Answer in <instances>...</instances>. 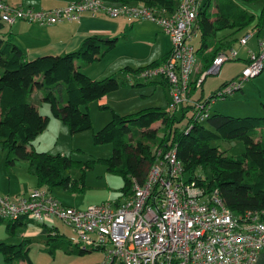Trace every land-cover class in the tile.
<instances>
[{"label":"trees","instance_id":"obj_1","mask_svg":"<svg viewBox=\"0 0 264 264\" xmlns=\"http://www.w3.org/2000/svg\"><path fill=\"white\" fill-rule=\"evenodd\" d=\"M106 1L166 9L167 12H171L176 6V0ZM241 1L264 2V0ZM214 4V13H210L205 5L202 6L192 27V32L199 33V45L195 47L197 55L199 54L197 60L200 62L198 76L210 68L218 53L229 52L232 42L237 40V33L249 26L253 20L252 16L230 0H215ZM263 17L264 8L258 27L254 29L258 37L261 34ZM1 24L4 23L0 21V28ZM116 43L117 39L93 37L84 40L77 50L64 55L27 60L17 45L9 39H0V143L7 149L6 164H13L15 160L22 159L34 165L32 167V173L36 178L34 188H44L52 195L50 192L54 187H63L75 192L77 186L70 181L69 176L61 177V171L67 170L71 165L68 158L35 152L32 148V140L45 130L50 115H41L29 101L30 94L35 89L39 90L51 114L67 123L71 133L90 129L92 124L90 115L81 111L79 105L98 100L107 93L117 90L119 82L113 75L94 80L79 70L75 61L97 60L102 56L104 46L110 49ZM169 54L170 51L158 63L135 70L128 68L126 74H138L143 69L160 65ZM249 61L248 57L246 64ZM208 75L210 74L205 75L202 84ZM229 83L221 84L211 99ZM166 84L169 88L167 81ZM190 109L191 106L188 104L181 108L180 118L188 112L190 118L178 135L173 132V127L179 121V117H176L175 112L168 113L164 108L158 107L145 108L123 116L114 112L112 119L94 132V143H112L113 153L108 160L107 169L123 177L124 185L121 192L125 197L128 196L131 177L139 180L144 177L146 167L154 160L153 146L166 149L175 147L189 179H195L209 189H217L225 206L235 215H242L246 211L258 212L259 219L264 222V138H258L259 133L264 137V117H233L212 112L204 121L208 125L207 128L202 122L191 118ZM156 122H160L162 127L153 129L151 125ZM158 132H162V135L158 136ZM215 138L242 139L245 144L244 154L237 158L228 157L218 147L210 145V141ZM6 221L9 228L15 227L17 223L31 222L22 219ZM41 225L46 228L47 238L59 237L54 222L52 226L45 223ZM64 244L65 249L71 245L69 241ZM27 245L28 241L18 245L0 243V252L8 261L27 260ZM74 245L73 250L76 253L98 250L83 249L77 243Z\"/></svg>","mask_w":264,"mask_h":264},{"label":"built area","instance_id":"obj_2","mask_svg":"<svg viewBox=\"0 0 264 264\" xmlns=\"http://www.w3.org/2000/svg\"><path fill=\"white\" fill-rule=\"evenodd\" d=\"M202 6L203 0H176L174 9L167 12L104 0H71L64 7L35 11L0 0V21L53 26L78 22L88 14L156 23L171 40L170 54L162 64L143 69L139 75L148 79L160 76L168 82V113L188 104L191 118L204 122L214 99L227 98L241 89L244 80L264 69V40L258 53H250L238 80L205 102L192 99V87L201 86L206 74L217 73L223 62L237 55L233 49L218 53L210 68L194 78L197 55L190 38ZM251 36L240 39V44L245 45ZM53 218L72 228L80 248L101 250L104 261L100 264H252L264 250V222L259 213H232L217 189L188 178L175 147L155 149L144 177H131L130 194L119 202L77 209L66 206L44 188H33L21 196L0 193V219L52 226Z\"/></svg>","mask_w":264,"mask_h":264},{"label":"rangeland","instance_id":"obj_3","mask_svg":"<svg viewBox=\"0 0 264 264\" xmlns=\"http://www.w3.org/2000/svg\"><path fill=\"white\" fill-rule=\"evenodd\" d=\"M230 1L246 11L248 15L253 17V20L249 23V26L237 33V40H234L231 44V49L237 52L236 57L225 61L217 73L208 75L201 85L202 87L191 88V98L194 100L205 102L217 92L221 84L238 80L242 70L247 65L244 60L250 56L251 52L258 53L260 49L259 43L264 40V17L259 37L254 30L258 27L264 2L245 3L241 0ZM214 3L215 0H210L209 11L211 12L214 10ZM135 24L137 25L134 28V37H131L130 27L127 25L125 28L126 32L118 35L119 42H122V40H133L134 42L135 40H145V42L150 44L152 39H154L157 27L151 24L149 20H140ZM13 30V25L4 23V27L0 28V39ZM250 33L253 35L248 39L247 44L241 45L239 40ZM198 38L199 34L196 32L195 37L190 40L196 48L199 45ZM5 39H7V36H5ZM106 39L114 40L117 38ZM120 45L110 49L104 46L102 48V56L92 62H84L80 59L75 61L79 70L84 72L82 66L84 68L87 67L91 74L96 76L93 78L87 74L90 78L100 80L113 75L116 76L119 87H121L118 90L109 92L105 104L104 100L98 99L79 105L81 111L88 112L90 115L92 122L90 129L71 133L67 123L51 114L48 104L42 102L39 94L33 92L30 96L31 102L39 105L41 113H49L50 115L45 130L32 140V148L35 152H42L51 156L60 155L71 161L69 168L61 171V177L69 176L70 181L77 186L76 191L72 192L71 189H64L63 187H54L52 190L55 196L60 197L68 204H73L77 209H85L90 205L105 201H114V199L120 198L123 193L121 192V187L124 185L123 177L107 169L108 160L113 153L112 143H94V132L100 130L109 122L114 112L128 115L149 107L165 109L167 101L170 99L167 87L160 83L131 87V82H136V80L140 81L139 83H145V81L150 80L142 78L139 73L138 75L131 73L135 76L128 78L124 69L120 70L119 67H113L111 63L113 59H120L121 55L128 51L133 56L132 64H139L136 59L144 55L146 51L145 45L140 41L136 43L134 48L128 47L125 43ZM111 67L113 69H110ZM136 68L134 67L133 70ZM198 71L199 66L194 72V78L197 77ZM101 105L107 106L101 107ZM210 110L211 112L233 117H264V69L258 75L244 80L241 89L234 91L227 98L214 99V102L210 104ZM175 113L176 117H179V121L174 124L173 132L178 135L188 124L190 113L188 112L183 118H180L181 106ZM202 123L208 128L205 122ZM152 126L153 129H157L162 127V124L158 122V124L155 125L154 123ZM159 135H162V132H158ZM258 138L264 137H261V133H259ZM133 139L131 136L132 143H134ZM210 145L218 147L220 151L231 158L241 157L245 152V144L242 139L223 140L215 138L210 141ZM152 148L154 151L157 149L156 146ZM6 151L7 149L3 148L0 143V193H8L12 197L14 194H18L17 190L21 188L20 184H22V187L27 188L26 186H31L35 183L36 178L32 173L34 165L29 164L26 160L17 159L13 164H6ZM148 168L146 167V172ZM55 223L60 230L59 232L63 233L65 237L62 235L47 239L36 237L26 246L28 259L26 261L16 260L9 264H100L104 261V254L101 250L76 253L74 250L68 251L65 249L63 240L67 239L69 241L71 239L75 242V233L64 222L56 220ZM0 237H11V233L6 230L5 220L0 225ZM72 245L71 243V247Z\"/></svg>","mask_w":264,"mask_h":264},{"label":"crops","instance_id":"obj_4","mask_svg":"<svg viewBox=\"0 0 264 264\" xmlns=\"http://www.w3.org/2000/svg\"><path fill=\"white\" fill-rule=\"evenodd\" d=\"M104 1L114 5L120 4L106 0ZM6 2L13 7H20L23 9H33L35 11H39V10H49V9L64 7L68 5L69 2H71V0H6ZM204 5L205 8H208L209 11L210 0H203V6ZM209 12L210 13L215 12V4H214V10L212 12L211 11ZM139 21L140 20L129 19L127 17H118L115 19L103 15H97L95 17H92L88 14L82 15V17L78 22H65L63 24L53 25V26H39L24 21H17L14 24H12L14 28L13 30L14 32L10 31L8 35H4L2 37L5 38V36H7V39H9L10 42L17 45L23 51L24 56L27 60H33L42 56L64 55L66 53L77 50L84 40L93 37L101 38V39H105V38L110 39L115 37L117 38L118 41L115 45L116 47L121 46L120 44L125 43L128 47L134 48L136 46V43L140 41L143 45H145L144 47L146 51L141 58L136 59V62H138L139 64L136 65L132 64L133 56L128 51L125 52V54L121 55L120 59H116V60L113 59L111 63L113 64V67L114 66L119 67L120 70L124 69L126 71V69L128 68L132 69L134 67H137L138 69H140L142 67H146L151 64L158 63L164 58V56L171 49L170 38L162 32L159 25L153 22H151V24L157 27V31L155 32L154 39H152V42L150 44L145 42V40H135V42L133 40H122V42H119L118 35L126 32L125 28L127 25L130 27L131 37L132 38L134 37L133 32L135 26L137 25L135 23ZM1 25L2 27H4V24ZM196 32L198 31L191 32L190 40H192L195 37ZM246 59L244 60L245 63H246ZM197 66H200V62H198V60H197ZM113 67H111L110 69H113ZM82 70L89 76L93 78L96 77L95 75L91 74V72L87 67L84 68L82 66ZM135 75L131 73L129 74L127 73L128 78H131L132 76ZM198 75L199 74H197L196 76ZM149 80L150 81H145V83L144 82L139 83L140 81L136 80V82H131L132 83L131 87H140L142 85H147V84L155 85L157 83H160L161 85L167 87L168 89L165 79L160 76H155L153 78H150ZM135 84L137 85L135 86ZM120 88L121 87H119L118 89ZM33 92L35 94L40 95V91L37 89L33 90ZM108 94L109 93H107L105 96L100 98V100H104V104L107 102ZM30 96H29V101L31 102ZM31 103L39 110V105L35 104L34 102ZM106 106L107 105H103V106L101 105V107H106ZM119 113L117 112V114ZM45 115H49V113H45ZM119 115H124V114H119ZM156 124H158V122H156L155 125ZM151 127L153 128L152 125ZM34 186H36V180L33 185L26 186L27 188H25L24 186L22 187V184H20L21 188L17 190L18 194H14L13 196L26 195L30 191V189L34 188ZM50 193L54 195L53 191ZM55 197L59 198L64 204L75 207L73 204H68L64 202L60 197L58 196ZM123 198H125V196L122 193V196L120 198L114 199V201L119 202ZM56 220L59 219H53L54 226L56 227L57 230L56 232L58 233V235H62L65 237L63 233L59 232L60 230L55 223ZM3 221L4 220L0 221V225L2 224ZM6 230H8L11 233V237L10 238L0 237V243H4L7 245H18L23 241H28L29 244L30 242H32V239L36 237H43L47 239L46 228L43 227L41 223H37V222L20 223V224L17 223L15 227L9 228L8 222L6 221ZM69 241L73 245L71 247V245L69 244L68 245L69 247L67 246V250L73 251L75 242L72 241L71 239H69ZM63 242L67 244V239H64ZM13 261L16 260H11V261L6 260V256L2 252H0V264H9ZM17 261H26V260L19 259ZM252 264H264V250L259 252L255 261Z\"/></svg>","mask_w":264,"mask_h":264}]
</instances>
